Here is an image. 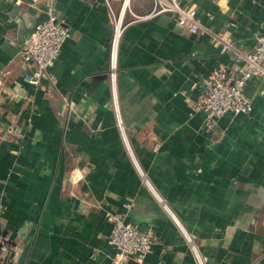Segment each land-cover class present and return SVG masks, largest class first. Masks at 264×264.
I'll use <instances>...</instances> for the list:
<instances>
[{
	"label": "crops",
	"instance_id": "obj_1",
	"mask_svg": "<svg viewBox=\"0 0 264 264\" xmlns=\"http://www.w3.org/2000/svg\"><path fill=\"white\" fill-rule=\"evenodd\" d=\"M154 1L55 0L71 36L56 81L36 87L23 78L20 29L27 38L43 0H0V264H111L108 210L156 234L141 264H264L263 79L246 84L252 111L212 132L191 104L215 67L242 65L213 33L251 50L264 0H181L201 19L195 32L171 11L134 17Z\"/></svg>",
	"mask_w": 264,
	"mask_h": 264
},
{
	"label": "built area",
	"instance_id": "obj_2",
	"mask_svg": "<svg viewBox=\"0 0 264 264\" xmlns=\"http://www.w3.org/2000/svg\"><path fill=\"white\" fill-rule=\"evenodd\" d=\"M109 4V0H105ZM126 0H124V3ZM130 0L124 5L129 7ZM42 18L39 19L23 42L21 48L24 65L23 78L33 86H41L44 78L56 81L52 67L59 57L64 41L71 36L70 27L57 15L55 0H43ZM171 11L177 15L178 21L188 24L191 31L198 30L201 19L194 6H185L181 0H155L149 12L142 14L131 10L136 19L147 20L162 12ZM124 11L116 17L115 32L111 48V76L116 78L118 64V48L123 31ZM119 32V33H118ZM214 44L221 52L234 49L235 56L242 61L240 69L233 71L220 64L202 77L200 91L191 101L195 112L204 115V129L212 132L216 129L218 120L227 113H249L253 102L246 93V84L254 75H260L264 82V30L256 35V42L248 51L235 47L232 40L224 38L219 33H213ZM4 133L18 139L22 130L18 126H9ZM130 208L131 202L127 203ZM106 216L112 223L108 240L116 250L111 264H124L134 259L141 264L156 243V234L145 230L128 220L127 214L120 211H107ZM190 238V236L188 235ZM195 248V246H194ZM196 249V248H195ZM9 250L7 235L0 240V263ZM201 261V260H200Z\"/></svg>",
	"mask_w": 264,
	"mask_h": 264
},
{
	"label": "water",
	"instance_id": "obj_3",
	"mask_svg": "<svg viewBox=\"0 0 264 264\" xmlns=\"http://www.w3.org/2000/svg\"><path fill=\"white\" fill-rule=\"evenodd\" d=\"M21 26H22V28L20 29V35L22 36V33H23V39L25 41V39H26V27L24 25V22H22V21H21Z\"/></svg>",
	"mask_w": 264,
	"mask_h": 264
},
{
	"label": "bare ground",
	"instance_id": "obj_4",
	"mask_svg": "<svg viewBox=\"0 0 264 264\" xmlns=\"http://www.w3.org/2000/svg\"><path fill=\"white\" fill-rule=\"evenodd\" d=\"M128 0H126V2H127ZM119 33V32H118Z\"/></svg>",
	"mask_w": 264,
	"mask_h": 264
}]
</instances>
